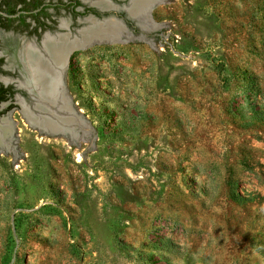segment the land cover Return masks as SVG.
I'll return each mask as SVG.
<instances>
[{
	"label": "rangeland",
	"instance_id": "374dc122",
	"mask_svg": "<svg viewBox=\"0 0 264 264\" xmlns=\"http://www.w3.org/2000/svg\"><path fill=\"white\" fill-rule=\"evenodd\" d=\"M152 8L73 53L78 136L13 113L0 264H264V0Z\"/></svg>",
	"mask_w": 264,
	"mask_h": 264
},
{
	"label": "flooded vegetation",
	"instance_id": "af4514ba",
	"mask_svg": "<svg viewBox=\"0 0 264 264\" xmlns=\"http://www.w3.org/2000/svg\"><path fill=\"white\" fill-rule=\"evenodd\" d=\"M126 6L127 0H0V123L11 125L10 147L13 136H19L13 113L21 120L30 112L37 113L33 108V96L40 89L34 76L38 75L36 66L49 75H64L73 53L91 43L66 55L61 69L50 42L64 38L80 44L88 31L106 18H114L113 22L128 30L126 23L130 22L120 12L127 13Z\"/></svg>",
	"mask_w": 264,
	"mask_h": 264
},
{
	"label": "bare ground",
	"instance_id": "6f19581e",
	"mask_svg": "<svg viewBox=\"0 0 264 264\" xmlns=\"http://www.w3.org/2000/svg\"><path fill=\"white\" fill-rule=\"evenodd\" d=\"M164 0H138L137 2H133L132 4L127 7L130 13L137 17L140 24L151 25L152 27H157L158 24L151 20L149 16V12L152 11V7L156 4H159ZM147 19V21H146ZM144 21H146L144 23ZM97 26V25H95ZM92 27L91 30L88 31V34L82 39L79 43L69 42L66 39H61L60 41H51L49 48L51 49L55 61L60 65V68L63 69L65 66V59H67L68 54L71 53L76 47H83V45L89 44L93 40L95 41H105L108 43H117L122 41L121 34L123 33L122 27L118 25L116 22H111L105 25H100L99 29L101 30L97 32L96 28ZM79 44V45H78ZM81 45V46H80ZM67 55V57H66ZM63 70H61L62 72ZM36 72L38 74V78L44 82L45 86L42 84L41 89L43 91V95H47L48 97L57 98L59 102L62 99V114L63 117L54 116L53 119H45V120H33L26 115L28 119V123L30 126L34 128H38L40 130L54 133V134H68L72 135L73 137L78 136L76 135V129L80 125L82 126L81 120L76 118L75 114L71 111L69 107V101L66 96L62 93L63 88L60 83L59 73L49 75L47 71L36 66ZM45 87V88H44ZM61 97V98H60ZM60 117V118H59ZM75 128V129H73ZM11 125L6 123L5 121L0 123V147H10V137H11Z\"/></svg>",
	"mask_w": 264,
	"mask_h": 264
},
{
	"label": "water",
	"instance_id": "95a60500",
	"mask_svg": "<svg viewBox=\"0 0 264 264\" xmlns=\"http://www.w3.org/2000/svg\"><path fill=\"white\" fill-rule=\"evenodd\" d=\"M124 1V0H122ZM138 0H127L128 2V6H126V11L128 13V15L132 18H134L136 20V22L138 24H140L141 22L139 21V19L135 16H133L130 11H128L127 7H129L130 4H132L133 2H137ZM151 12H149V16L151 18ZM112 19L114 18H106L104 21L102 22H97V26H95V28L97 29L96 31L99 32L101 30V28L99 29L100 25H105V27H107V24L108 23H111L113 22ZM152 20V18H151ZM147 21V19H146ZM144 21V23L146 22ZM147 23V22H146ZM120 25L123 30H127L126 27L124 26V24L120 23L118 24ZM128 31V30H127ZM103 41V40H102ZM67 60V59H66ZM50 71V70H48ZM36 77V80H38V83L40 84V89H39V92L38 93H35L33 98H34V105H33V108L34 110L37 112L36 114L30 112L28 114V117L29 118H32L33 120H45V119H53V117L56 115L57 116H60V117H63V114H62V99H60L61 101L59 102V100L57 98H52V97H48L47 95H43V91L41 89V86L42 84L45 86L44 82L41 81V79L38 78V75H34ZM59 78H60V83H61V86L63 88V91L62 93L64 94V96H66L68 98V101H69V107L71 109V111L76 115L72 105H71V102H70V99L69 97L66 95V92H65V88H64V85H63V75H59ZM45 88V87H44ZM61 98V97H60ZM77 116V115H76ZM59 117V118H60ZM79 117V116H77Z\"/></svg>",
	"mask_w": 264,
	"mask_h": 264
}]
</instances>
